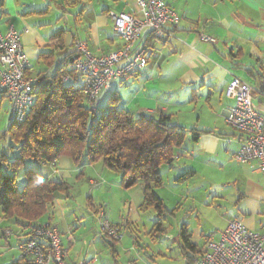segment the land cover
Masks as SVG:
<instances>
[{"label":"clouds","instance_id":"obj_1","mask_svg":"<svg viewBox=\"0 0 264 264\" xmlns=\"http://www.w3.org/2000/svg\"><path fill=\"white\" fill-rule=\"evenodd\" d=\"M0 214V264H264V0H0Z\"/></svg>","mask_w":264,"mask_h":264},{"label":"trees","instance_id":"obj_2","mask_svg":"<svg viewBox=\"0 0 264 264\" xmlns=\"http://www.w3.org/2000/svg\"><path fill=\"white\" fill-rule=\"evenodd\" d=\"M13 215H14V218L17 221H19L20 226L32 223V221L27 218H21V216L18 213H13Z\"/></svg>","mask_w":264,"mask_h":264},{"label":"crops","instance_id":"obj_3","mask_svg":"<svg viewBox=\"0 0 264 264\" xmlns=\"http://www.w3.org/2000/svg\"><path fill=\"white\" fill-rule=\"evenodd\" d=\"M120 2H121V0H107V3L109 4V6L118 5Z\"/></svg>","mask_w":264,"mask_h":264},{"label":"rangeland","instance_id":"obj_4","mask_svg":"<svg viewBox=\"0 0 264 264\" xmlns=\"http://www.w3.org/2000/svg\"><path fill=\"white\" fill-rule=\"evenodd\" d=\"M77 234H79V230H78ZM71 251H72V249H69V252H71ZM160 264H165V260L163 257L160 258Z\"/></svg>","mask_w":264,"mask_h":264}]
</instances>
